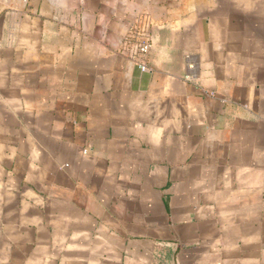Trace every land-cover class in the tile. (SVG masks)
I'll use <instances>...</instances> for the list:
<instances>
[{
	"label": "crops",
	"instance_id": "crops-1",
	"mask_svg": "<svg viewBox=\"0 0 264 264\" xmlns=\"http://www.w3.org/2000/svg\"><path fill=\"white\" fill-rule=\"evenodd\" d=\"M0 264H264V0H0Z\"/></svg>",
	"mask_w": 264,
	"mask_h": 264
},
{
	"label": "built area",
	"instance_id": "built-area-1",
	"mask_svg": "<svg viewBox=\"0 0 264 264\" xmlns=\"http://www.w3.org/2000/svg\"><path fill=\"white\" fill-rule=\"evenodd\" d=\"M149 50H150V43L146 40L140 41V43L138 44V47H137V52L140 55H145L146 53H148ZM138 67L141 71L146 70V67L143 64L138 63Z\"/></svg>",
	"mask_w": 264,
	"mask_h": 264
}]
</instances>
